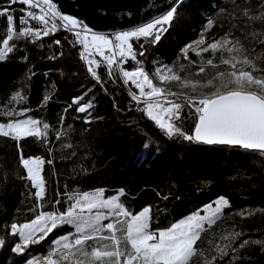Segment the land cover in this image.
Listing matches in <instances>:
<instances>
[{"label":"trees","instance_id":"1","mask_svg":"<svg viewBox=\"0 0 264 264\" xmlns=\"http://www.w3.org/2000/svg\"><path fill=\"white\" fill-rule=\"evenodd\" d=\"M261 2L180 0L173 20L162 26L159 41L154 35L133 37L129 43L134 57L119 58L118 64L109 66L99 55L82 58L83 48L72 41L70 33L49 19L47 27L52 24L57 27L43 36L46 27L43 22L27 16L28 12L41 15L36 8L19 0L14 4L0 0V9L9 8L7 14L0 16V47L7 37V15L13 16L17 32L22 28L41 32L39 38L35 35L17 38L14 34L10 41L12 51L0 59V123L31 118L49 124L43 140L28 137L20 141L22 147H17L10 138L0 137V240L5 241L0 246V264L42 259L52 250L53 241L74 232L70 225L58 226L39 244H30L24 255H18L12 251L20 242L18 235L10 234L12 223H27L41 210L65 209L67 197L73 192L103 190L108 198L121 189L124 190L121 201L133 213L146 206L151 208V230L167 228L218 198H226L230 207L202 234L205 255H215L212 249L216 245L223 247L228 243L221 237L237 231L243 234L227 250L228 254L214 264H264V211L244 217L238 214L264 210V152L206 145L180 135L170 137L148 118L143 110L145 104L132 99L129 91L137 89L123 78V71L139 67L157 86L191 96L207 94L215 90L213 86L197 85L193 91L191 84L182 87L181 81L161 84L155 68L166 64L182 80L206 82L218 71L230 70L228 65L219 64L220 56L229 54L197 52L228 33L241 40L251 57L261 56L255 63L264 67L261 55L264 44L250 35L253 30L260 32L264 21L252 22L242 14L245 8L253 14L264 11L258 9ZM61 5L64 13L73 11L67 0H62ZM21 18L27 24H21ZM209 21L213 22L211 26ZM202 38L205 45L198 47ZM208 59L219 67L207 65ZM88 60L94 63L89 65ZM90 66L92 72L88 70ZM201 66L205 67L204 73H199ZM219 83L215 81L216 85ZM16 93L23 99L14 100ZM180 99L183 102L182 96ZM80 107L85 110L78 111ZM181 116L173 123L185 133L193 134L194 110L185 106ZM21 153L25 158L38 156L45 161L41 172L46 181L43 209L37 206L36 189L31 181L21 178L27 175L20 163ZM57 200L61 203L55 204ZM99 211L107 213L106 209ZM243 241L248 243L241 247ZM58 257L59 254L54 258Z\"/></svg>","mask_w":264,"mask_h":264},{"label":"snow or ice","instance_id":"2","mask_svg":"<svg viewBox=\"0 0 264 264\" xmlns=\"http://www.w3.org/2000/svg\"><path fill=\"white\" fill-rule=\"evenodd\" d=\"M16 2L18 0H10V3ZM19 2L31 8H41V15L37 16L34 12H28L27 16L43 22L46 26L43 36L49 35L50 31H54L57 27L56 24H52L51 28L47 27L49 20L46 17L49 13L51 19L58 18L62 26L73 32L78 39L82 33H90L95 54L111 66L117 55L122 59L127 56L134 57L135 53L129 43L131 38L141 36L147 38L154 35L155 40L159 41V33L164 30L162 26L173 20L180 0H176V3L165 13L152 21L130 31L116 33L114 36L116 43H113V39L107 35L92 31L78 17L63 14L57 9L53 0H19ZM41 5L46 6V9ZM236 8L241 10L240 5H236ZM258 9H264V0L259 4ZM8 12L9 8L0 9V16ZM242 14L252 22L264 21V11L253 14L250 9L245 8ZM7 21V37L3 39V47H0V59L5 58L12 51L10 41L14 39V34L17 38L32 35L39 38L41 35L39 30L32 28H22L17 32L12 15H7ZM20 22L27 24L24 18H21ZM212 23L209 21V26ZM157 25L161 27L157 28ZM250 35L253 40L264 44V27L260 32L253 30ZM80 42L85 48V52L81 53L82 58L93 55L89 50L88 37L84 36ZM199 45H205L203 38L198 42V47ZM209 50L213 52V55L218 51L221 53L227 51L229 55L227 57L221 55L219 64L228 65L230 70L218 71L214 77L203 83L182 80L172 67L166 65L158 68L155 75L161 84L166 81H181L182 87L191 84L193 91L196 90L197 85L213 86L214 91L198 96L173 92L154 84L144 69L137 67L134 71H123L125 83L131 81L139 91V95L134 93L132 99L139 104L143 98L145 114L170 137L180 135L185 140H195L208 145L239 146L245 150L264 152V67L257 66L255 63V60L260 59L261 56L251 57L247 54L249 50L231 33L207 43L206 46L199 48L197 54ZM105 51L110 55L106 56ZM87 62L89 65L94 63L93 60ZM207 65L219 67L213 59H208ZM238 65L242 66L238 67ZM246 67L251 70H245ZM88 70L93 71L91 66ZM204 72L205 67L201 66L199 73ZM109 74L111 75V72ZM93 75L95 76L94 72ZM215 81H220L219 85H216ZM181 96L183 102H181ZM169 97H176V99H169ZM13 99L19 101L23 97L16 93ZM185 106L194 110L196 116L193 134L185 133L173 123L175 120L182 119L181 110ZM84 110V107L78 109V111ZM8 115L11 116L13 113ZM48 129V123H42L36 119H19L0 123V137L10 138L16 141L17 147H22L21 140L28 137L43 140ZM20 163L27 173L26 177L21 178L31 181L32 188L36 189L34 195L37 206L43 209L46 181L41 172L45 161L38 156L25 158L21 153ZM122 196H124L123 189L119 190L117 195L108 198H105L103 190L73 192L67 197L69 203L65 209L58 212L41 210L27 223H12L10 234L18 235L20 240L12 251L18 255H24L30 244H39L53 229L67 224L74 228L73 233L53 241L52 250L42 259L39 257L27 259L25 264H61V261H70L71 264H214L218 258L228 254L227 250L243 234L233 231L223 235L221 239L228 243L223 247L216 245L212 249L215 255L206 256L202 247L205 239L202 234L221 219L224 209L230 207L226 198H218L213 202L215 207L213 204L205 205L203 209L173 222L167 228L151 230V208L146 206L138 213H133L121 201ZM59 203H61L60 200L55 201V204ZM101 209H106L107 213L99 211ZM93 210H96L95 214ZM30 211L33 210L30 209ZM256 211L264 210L256 209L238 214L242 217L251 216ZM201 212L204 215H201ZM105 220L109 222L103 223ZM247 243L248 241H243L240 246L243 247ZM4 244L5 241L0 240V246ZM57 254L59 257L54 258Z\"/></svg>","mask_w":264,"mask_h":264},{"label":"water","instance_id":"3","mask_svg":"<svg viewBox=\"0 0 264 264\" xmlns=\"http://www.w3.org/2000/svg\"><path fill=\"white\" fill-rule=\"evenodd\" d=\"M62 0H53L62 9ZM73 11L68 14L78 17L97 33H118L135 29L165 13L176 0H67ZM84 38L82 34V39ZM82 48L85 51L84 44ZM92 52V51H91ZM94 57L97 55L92 52ZM98 58V57H97ZM194 133V132H193ZM198 142V141H196ZM202 143V142H198ZM205 144V143H202ZM208 145V144H206ZM225 146V145H220ZM230 146V145H227ZM239 147V146H231ZM241 148V147H240ZM243 149V148H242ZM259 151V150H249ZM261 152V151H260Z\"/></svg>","mask_w":264,"mask_h":264},{"label":"built area","instance_id":"4","mask_svg":"<svg viewBox=\"0 0 264 264\" xmlns=\"http://www.w3.org/2000/svg\"><path fill=\"white\" fill-rule=\"evenodd\" d=\"M9 1H10V0H9ZM56 6H57V5H56ZM41 7H44V8L46 9V6L41 5ZM36 9L39 11L40 14H42V12H41V8H40V7H37ZM57 9H58V7H57ZM58 10H59V9H58ZM59 11H60V10H59ZM46 18L49 19V20H51L52 22H55V23L58 24L62 29L66 30L68 33H70V36H71L72 41H73L74 43H76L77 45H80V46L82 47V44H83V43L80 42L81 40H83V39H82V35H81V37L78 39V38L74 35L73 32L67 30L66 28H64V27L62 26V22H61L58 18L55 19V20L51 19V14H50V13L48 14V16H47ZM166 24H169V23H166ZM128 31H130V30H128ZM82 34H83V36H87V37H88V44L91 43V35H90V33H82ZM102 34H105V35H107L109 38L113 39V43H114V36H115L116 33H102ZM105 55H106V56H107V55H110V53H108L107 51H105ZM120 58H121V57H120ZM103 62H104L106 65H108V63H107L106 60L103 59ZM118 62H119V58H117V56H116V57H115V60H114V63H117V64H118ZM114 63H113V64H114ZM165 65H166V64H161V65L157 66L156 69H157V68H160V67H162V66H165ZM166 66H167V65H166ZM129 93H130V96H131V97H132V95H133L134 93H135L136 95H139V91H138V89H137V92L129 91ZM141 101H143V98H141Z\"/></svg>","mask_w":264,"mask_h":264},{"label":"rangeland","instance_id":"5","mask_svg":"<svg viewBox=\"0 0 264 264\" xmlns=\"http://www.w3.org/2000/svg\"><path fill=\"white\" fill-rule=\"evenodd\" d=\"M170 23V22H169ZM164 25H167V24H164ZM114 43H116V41L114 40ZM89 45V50L91 51V50H95L93 47H92V42L91 43H89L88 44ZM92 52H94L95 53V51H92ZM127 57H129V56H127ZM126 57V58H127ZM117 58H120L118 55H117ZM159 65H161V64H159ZM158 65V66H159ZM158 69V68H157ZM156 68H155V73H156V70H157ZM123 78H124V76H123ZM124 80H125V78H124ZM131 82V81H130ZM141 102H143V101H141ZM27 119H31V118H27ZM216 201V200H215ZM210 204H213V203H210ZM213 207H215V205L213 204ZM204 208V207H203ZM202 208V209H203ZM93 214H95V212H93ZM201 215H204V213L203 212H201L200 213ZM105 221H103V223H104Z\"/></svg>","mask_w":264,"mask_h":264}]
</instances>
